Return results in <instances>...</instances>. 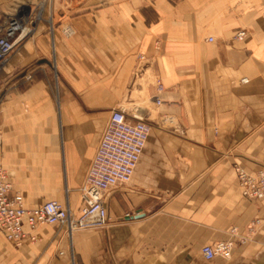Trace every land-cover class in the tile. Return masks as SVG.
<instances>
[{
  "label": "crops",
  "instance_id": "obj_1",
  "mask_svg": "<svg viewBox=\"0 0 264 264\" xmlns=\"http://www.w3.org/2000/svg\"><path fill=\"white\" fill-rule=\"evenodd\" d=\"M72 11L71 27H33L0 71L22 68L0 96L11 191L77 215L110 112H147L151 130L130 181L103 194L104 226L45 224L20 246L0 231V264H264V201L241 195L233 168L264 169V0H69ZM143 78L162 83L160 105ZM225 239L229 259L202 258Z\"/></svg>",
  "mask_w": 264,
  "mask_h": 264
},
{
  "label": "built area",
  "instance_id": "obj_2",
  "mask_svg": "<svg viewBox=\"0 0 264 264\" xmlns=\"http://www.w3.org/2000/svg\"><path fill=\"white\" fill-rule=\"evenodd\" d=\"M17 24L19 18L13 17L7 25L0 27V71L15 45L31 31ZM64 33L69 36L72 31L66 28ZM244 34L245 31L240 30L235 38L241 39ZM154 87V102L160 105L164 87L158 80ZM150 130L148 116L139 118L136 113L128 112L124 107L110 112L80 187L81 206L77 215L54 199L27 208L22 194L11 191V181L0 163V231L5 239L14 246L34 242L37 227L45 224L56 225L68 236L77 230L104 226L107 213L101 201L103 194L111 187L130 181ZM1 140L0 132V143ZM233 168L241 195L249 200L264 201V169L249 172L237 164ZM234 231V228L230 230L233 235ZM232 247L233 239L219 240L204 244L200 254L206 261L216 257L229 259Z\"/></svg>",
  "mask_w": 264,
  "mask_h": 264
},
{
  "label": "rangeland",
  "instance_id": "obj_3",
  "mask_svg": "<svg viewBox=\"0 0 264 264\" xmlns=\"http://www.w3.org/2000/svg\"><path fill=\"white\" fill-rule=\"evenodd\" d=\"M68 1L69 0H0V27L7 25L13 17H18L20 27H26L31 30L22 40L32 35L33 27H71L69 18L77 12H67ZM19 43L20 42H18L15 47ZM21 73L22 68L18 66L12 69L9 74L0 75V96L5 90H12L15 87L14 85L21 81ZM51 76L53 77V73ZM145 81L152 89L155 88V80L153 79H139V84L142 86L146 85ZM145 102V106L149 105V102ZM125 106L130 107L129 104H125ZM148 108L153 115V106H148ZM144 116H148L147 112H145Z\"/></svg>",
  "mask_w": 264,
  "mask_h": 264
},
{
  "label": "bare ground",
  "instance_id": "obj_4",
  "mask_svg": "<svg viewBox=\"0 0 264 264\" xmlns=\"http://www.w3.org/2000/svg\"><path fill=\"white\" fill-rule=\"evenodd\" d=\"M17 25H19V24H17ZM139 118H141V117H139Z\"/></svg>",
  "mask_w": 264,
  "mask_h": 264
}]
</instances>
